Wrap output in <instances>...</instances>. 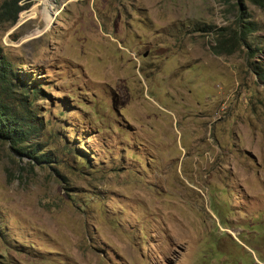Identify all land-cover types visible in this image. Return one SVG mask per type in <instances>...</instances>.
Masks as SVG:
<instances>
[{"label":"rangeland","instance_id":"rangeland-1","mask_svg":"<svg viewBox=\"0 0 264 264\" xmlns=\"http://www.w3.org/2000/svg\"><path fill=\"white\" fill-rule=\"evenodd\" d=\"M20 4L0 39L48 160L0 140V264H264V5Z\"/></svg>","mask_w":264,"mask_h":264},{"label":"trees","instance_id":"trees-1","mask_svg":"<svg viewBox=\"0 0 264 264\" xmlns=\"http://www.w3.org/2000/svg\"><path fill=\"white\" fill-rule=\"evenodd\" d=\"M21 0H5L1 6V16L6 20L16 22L19 13L24 9ZM264 5V0H254ZM242 19V17L240 16ZM245 21V20H243ZM248 23V21H245ZM252 26L241 24L240 28L232 31L228 36L241 43L247 39ZM225 34L222 33V38ZM223 44L224 42L221 41ZM226 49V43H224ZM17 66L4 53V47L0 39V140L10 142L11 146L20 154L32 157L38 163L48 160V156L39 148L28 146V142L37 130L32 122L33 114L31 106L36 98H40V86L32 88L28 82L21 78ZM33 99V100H32ZM31 149V150H30Z\"/></svg>","mask_w":264,"mask_h":264},{"label":"bare ground","instance_id":"bare-ground-1","mask_svg":"<svg viewBox=\"0 0 264 264\" xmlns=\"http://www.w3.org/2000/svg\"><path fill=\"white\" fill-rule=\"evenodd\" d=\"M53 6L52 5H50V6H48V7H46V12H47V14L48 15H53Z\"/></svg>","mask_w":264,"mask_h":264}]
</instances>
